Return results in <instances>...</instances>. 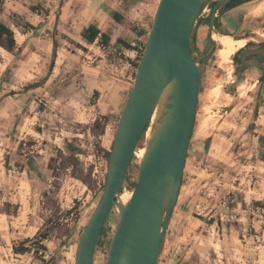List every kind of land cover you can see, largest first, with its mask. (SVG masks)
Listing matches in <instances>:
<instances>
[{"label":"rangeland","instance_id":"obj_1","mask_svg":"<svg viewBox=\"0 0 264 264\" xmlns=\"http://www.w3.org/2000/svg\"><path fill=\"white\" fill-rule=\"evenodd\" d=\"M88 1L80 16L85 25L103 4ZM263 1L242 2L220 18L219 30L241 31L237 37L250 42L246 55L264 45V14L247 16ZM1 2L0 22L12 30L15 47L10 51L0 43V264H73L79 236L103 190L106 151L123 108L108 111L112 96L117 89L125 96L130 92L158 0H122L106 28L130 39L131 48H123L133 51L108 47V38L101 41L102 62L96 48L92 60L81 42L54 39L64 0ZM210 9L211 4L203 17ZM202 23L190 38L196 62L211 47ZM216 50L201 75L180 190L157 264H264V82L257 81L264 64H251L256 68L244 75L234 55L220 66ZM85 58L105 76L104 87L95 85L99 91L88 95ZM144 144L145 136L137 147ZM138 161L134 155L121 193L132 190ZM117 219L112 209L92 264H104ZM38 233L45 238L30 241ZM14 245L28 251L15 253Z\"/></svg>","mask_w":264,"mask_h":264},{"label":"water","instance_id":"obj_2","mask_svg":"<svg viewBox=\"0 0 264 264\" xmlns=\"http://www.w3.org/2000/svg\"><path fill=\"white\" fill-rule=\"evenodd\" d=\"M246 1L158 0L132 87L116 124L104 187L79 236L73 264L93 263L94 248L112 209L118 219L110 234L104 264H157L180 190L201 75L217 48L211 38L214 18L226 5ZM210 4L211 47L196 62L189 42L194 27L206 20L203 13ZM263 78L264 73L258 80ZM142 133L144 153L138 161L136 181L129 200L119 205L126 171Z\"/></svg>","mask_w":264,"mask_h":264},{"label":"crops","instance_id":"obj_3","mask_svg":"<svg viewBox=\"0 0 264 264\" xmlns=\"http://www.w3.org/2000/svg\"><path fill=\"white\" fill-rule=\"evenodd\" d=\"M88 2H89L88 0H64V6H63L62 11L60 12V14L58 16V20H57L58 22L54 28V31H55L54 39H55V37L60 36V39L64 38V39L68 40L69 42H72L78 46H79L78 41L81 42L84 45V48L89 50V51L86 50L84 52V56L87 58H90V59H92V57H94V54L90 53L91 49L96 48V50H98V52H99L98 55L101 56V59H99L100 62L105 60L104 55H103V49H101V46H102V43H101L102 40L100 38L101 33H105L108 35L109 43H110V45L108 47L112 46L111 47L112 49H115V48L120 49L123 54L128 53V51L132 52L133 50H131V49L126 50L125 48H123V45H119L117 39H121V38H117V36L110 34V30H108L109 28H106L107 26H110L109 24L111 23V20H113L114 15H116V12H114V11H117L118 5L122 3V0H103L102 1L103 4L101 6V9L97 8L96 9L97 12H96V10H94L92 17L90 18L91 21L88 24V25L93 24L95 27L98 28V30H99L98 35L95 37V39L92 42L87 41L85 38H83L81 36L83 29H85L88 25H85L83 22H81L80 16L86 10V8L88 6ZM233 11H235V10L231 9L225 13L230 15ZM262 14H264V1L259 2L255 5L251 6L248 9L247 16L248 17H253V16L254 17H258V16L260 17V15H262ZM230 21L232 23H234L232 20H230ZM219 23L220 24H218V26L220 28L222 25V22L220 19H219ZM217 31L221 34L232 35L229 33V31L224 32L221 29L217 30ZM231 31H234V30H231ZM237 33L239 34V33H241V31L235 32L234 35H236ZM242 33H244V32H242ZM77 36L80 37L79 38L80 40H78L76 38ZM75 39L77 42H73ZM121 40H123V39H121ZM123 41L128 42L129 44L131 43L130 39H126ZM243 47H241V48H243ZM241 48L239 50H241ZM238 55L239 54H237V56ZM87 58L84 59V93H86L88 95L92 92L97 93L99 91V89L97 87H95V85L104 87V79H105L104 77L105 76L102 75V72L100 70H98L99 66L90 67L89 65L91 64V62ZM250 63H251V61H250ZM53 65H54V61H53ZM256 66H261V65L256 64ZM256 66L252 67V65H251V67L248 68V70H247L248 73L253 71L254 70L253 68H256ZM245 74L246 73L244 72V75ZM97 78H99V80H100L99 82H97ZM105 81H107V80H105ZM126 97H127V95L125 96V93L122 90H118V89L115 90L114 94L112 96L113 104H112V106H110L108 111L111 112L112 110L120 109L122 107V105H124Z\"/></svg>","mask_w":264,"mask_h":264},{"label":"trees","instance_id":"obj_4","mask_svg":"<svg viewBox=\"0 0 264 264\" xmlns=\"http://www.w3.org/2000/svg\"><path fill=\"white\" fill-rule=\"evenodd\" d=\"M1 6H2V2L0 0V11H1ZM234 7V5H226L224 7V10H228L230 8ZM99 33V30L97 27H95L93 24H90L88 25L85 29H83L82 33H81V36L83 38H85L87 41L89 42H92L95 37L98 35ZM100 38L102 41H107V39L109 38L107 34L105 33H101L100 34ZM118 42L122 43V45L126 48H131L130 44L128 42H125L121 39H117ZM0 43H4V45L6 46V48L8 50H13V48L15 47V40L13 38V32L12 30L6 26L5 24L1 23L0 22ZM250 42H247V45H249ZM53 50H52V56H51V62H50V66L52 67L53 65V61H54V58H55V47H56V41L54 40L53 41ZM144 48V46H143ZM21 47L17 49V52L20 51ZM143 50V49H142ZM142 52V51H141ZM239 50L236 51V53L234 54L233 56V59L236 60L237 62V54H238ZM237 65V64H236ZM135 66H137V63L135 64ZM30 86L27 87V89L29 88ZM143 133L141 134L138 142L143 138ZM138 144V143H137ZM108 154H109V151H106V156L108 157ZM29 159V158H28ZM104 187V185H103ZM37 237L34 236V238L30 239V241H38V243L40 241H42L45 236L41 235L40 233L37 234ZM40 239V240H39ZM23 245V244H22ZM13 251L15 253H24L26 251H28V248L27 247H24V246H21V248H18L17 246H13Z\"/></svg>","mask_w":264,"mask_h":264},{"label":"bare ground","instance_id":"obj_5","mask_svg":"<svg viewBox=\"0 0 264 264\" xmlns=\"http://www.w3.org/2000/svg\"><path fill=\"white\" fill-rule=\"evenodd\" d=\"M211 38L214 42H216V44L219 45L218 49L216 50V55L218 58V62L220 64V66L222 64H229L231 62V58L233 56V54L239 50L241 47H243L246 42H247V38H234L229 34H221L217 31H213L211 33ZM231 67V66H230ZM243 85H241L242 87ZM219 92V88L217 87L214 90V94H218ZM217 96V95H216ZM155 118V114L152 117L151 122H153ZM151 131V124L149 125L148 129L146 130V137L149 136ZM144 153V146L142 147H138L135 151V156L140 159L141 156ZM137 162V161H136ZM131 195V191L130 192H126V193H121L118 197V204L119 205H124L130 198Z\"/></svg>","mask_w":264,"mask_h":264},{"label":"flooded vegetation","instance_id":"obj_6","mask_svg":"<svg viewBox=\"0 0 264 264\" xmlns=\"http://www.w3.org/2000/svg\"><path fill=\"white\" fill-rule=\"evenodd\" d=\"M241 3H239V4H237V5H240ZM237 5H234V7L235 6H237ZM211 6H212V4H211ZM233 8V7H232ZM232 8H230V9H228V10H224V7H223V9H221V10H219L218 12H217V14H216V16H215V18H214V29L217 31V30H219L218 28H219V26H218V24H219V19L221 18V16L225 13V12H227V11H229V10H231ZM208 16H207V18H206V20L205 21H203L204 23H202V25H205L206 27H207V29L209 28V22H208V17H209V14H207ZM245 31H247V30H245ZM218 32V31H217ZM208 39H209V32H208ZM209 44H210V46H211V43H210V40H209ZM261 47V49L263 50L264 49V45L263 46H260ZM189 48H190V51H191V53H192V55L194 54V50L190 47V42H189ZM251 49H250V47H249V45H247V43L245 44V46L243 47V48H241V50H239V52H238V56H237V62H236V67H240L241 68V72H242V74H244V70L246 69H248V68H250L249 66H251V64L252 65H254V64H260V65H262V64H264V52L262 51V50H260V49H258V48H255V50H254V53H252V54H247L246 55V52H249ZM245 53V55H243ZM242 55V56H241ZM193 59H194V56H193ZM243 62H242V61ZM251 61V63H250V65L248 64L249 62ZM242 62V63H241ZM243 64V65H242ZM263 73H264V71L263 72H261L259 75H258V78L259 77H261L262 75H263ZM258 78H257V81L259 82V83H261V82H264V78L262 79V80H258Z\"/></svg>","mask_w":264,"mask_h":264}]
</instances>
